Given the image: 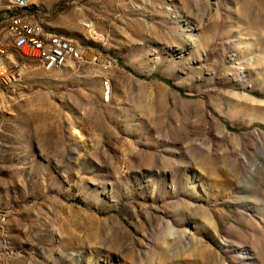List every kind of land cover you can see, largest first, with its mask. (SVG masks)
I'll return each mask as SVG.
<instances>
[{
    "label": "rangeland",
    "instance_id": "374dc122",
    "mask_svg": "<svg viewBox=\"0 0 264 264\" xmlns=\"http://www.w3.org/2000/svg\"><path fill=\"white\" fill-rule=\"evenodd\" d=\"M33 4L114 66L12 52L0 264H264V0Z\"/></svg>",
    "mask_w": 264,
    "mask_h": 264
},
{
    "label": "built area",
    "instance_id": "2783aa9c",
    "mask_svg": "<svg viewBox=\"0 0 264 264\" xmlns=\"http://www.w3.org/2000/svg\"><path fill=\"white\" fill-rule=\"evenodd\" d=\"M33 1L10 0L9 3H15V10L0 16V80L17 84L20 79L21 69L18 59H12V50H19V58L35 63L46 72L67 66L93 67L102 72L113 68V59L94 47L46 30L34 18ZM17 2H27V11H16ZM81 26L86 30L91 28L86 21Z\"/></svg>",
    "mask_w": 264,
    "mask_h": 264
},
{
    "label": "bare ground",
    "instance_id": "6f19581e",
    "mask_svg": "<svg viewBox=\"0 0 264 264\" xmlns=\"http://www.w3.org/2000/svg\"><path fill=\"white\" fill-rule=\"evenodd\" d=\"M16 1H23V0H16ZM10 7L12 10H15V3H10ZM27 10V2H17L16 4V11H26ZM12 52L19 55V50H12ZM14 84H6L5 80H0V88L7 89L12 87Z\"/></svg>",
    "mask_w": 264,
    "mask_h": 264
},
{
    "label": "crops",
    "instance_id": "0c3cea01",
    "mask_svg": "<svg viewBox=\"0 0 264 264\" xmlns=\"http://www.w3.org/2000/svg\"><path fill=\"white\" fill-rule=\"evenodd\" d=\"M36 21H38V22H40V23H42L43 24V26L46 28V26L47 27H49V25H48V23H45L43 20H37V19H35ZM55 33V32H54ZM60 35H64L63 33L62 34H60ZM71 39V38H70Z\"/></svg>",
    "mask_w": 264,
    "mask_h": 264
}]
</instances>
